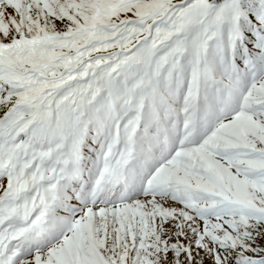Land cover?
<instances>
[{
    "label": "snow or ice",
    "instance_id": "snow-or-ice-1",
    "mask_svg": "<svg viewBox=\"0 0 264 264\" xmlns=\"http://www.w3.org/2000/svg\"><path fill=\"white\" fill-rule=\"evenodd\" d=\"M0 264H264V0H0Z\"/></svg>",
    "mask_w": 264,
    "mask_h": 264
}]
</instances>
